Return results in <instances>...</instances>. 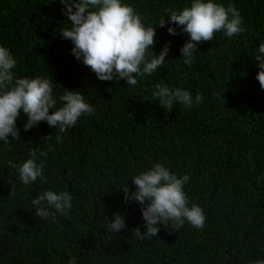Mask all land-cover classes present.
Masks as SVG:
<instances>
[{
  "label": "trees",
  "instance_id": "16d2710c",
  "mask_svg": "<svg viewBox=\"0 0 264 264\" xmlns=\"http://www.w3.org/2000/svg\"><path fill=\"white\" fill-rule=\"evenodd\" d=\"M122 2L135 8L146 27L166 19L165 27L156 26L152 56L170 42L164 66L138 77L134 87L124 80L100 81L76 60L72 42L60 37L71 25L59 0H0V46L16 59L15 75L53 78L57 98L67 89L78 91L95 108V115L80 117L64 133L46 122L25 131L21 110L20 138L0 141V264H69L72 258L76 264L264 260V89L253 62L264 42V0H213L235 6L245 31L233 37L217 32L212 41L199 43L191 66L180 53L189 37L180 28L178 35L168 33L175 25L165 11H181L191 0ZM156 84L183 88L193 99L202 94L204 101L164 109L152 99ZM33 149L46 182L24 185L9 165L21 166ZM157 163L178 177L190 176L184 191L189 206L204 211L202 229L185 222L177 231L158 225L150 240L133 235L135 228L146 231L142 206L126 202L122 187L127 185L130 196L136 191L132 178ZM47 190L71 194L68 215L46 220L35 215L31 202ZM115 213L124 215L126 227L119 233L109 227Z\"/></svg>",
  "mask_w": 264,
  "mask_h": 264
},
{
  "label": "clouds",
  "instance_id": "9594fccd",
  "mask_svg": "<svg viewBox=\"0 0 264 264\" xmlns=\"http://www.w3.org/2000/svg\"><path fill=\"white\" fill-rule=\"evenodd\" d=\"M64 6L63 13L68 18L71 27L64 28L60 33L61 39L72 42V54L77 61L89 67L100 81H126L129 86H136L138 77L155 73L158 67L164 66L170 49V42L159 54L152 56L155 44L156 26L165 27L166 19L161 18L158 25L145 26L143 17L135 8L122 0H59ZM168 23L175 27H168L171 35H178L176 29L187 34L189 39L180 48L184 63L191 66L194 52L201 42L212 41L215 33L223 32L227 37L239 35L245 31L243 17L233 5L225 7L214 3L213 0H191L190 7L181 11L166 9ZM151 50V51H150ZM264 42L260 43L254 63H257L256 79L261 89H264ZM151 57V58H150ZM17 61L11 51L0 46V141L5 144L20 138L17 119L21 110L27 117L23 124L25 131L41 122L58 133H64L74 127L80 117L95 115V108L87 103L84 95L78 91L66 90L57 98L53 94V78H18L14 69ZM152 99L164 109L171 110L174 104H181L186 108L203 103L202 94L193 99L191 92L183 88H170L161 84L155 85ZM59 105V106H58ZM51 110V112H50ZM11 137V139H9ZM51 135L44 139H50ZM57 142H62L58 134ZM37 149L30 151V157L17 167L10 162V167L16 169L19 180L24 185L45 180L43 163H37ZM46 157V153L39 152ZM190 176L178 177L160 163L150 170L144 171L132 178L136 191L129 196L127 185L122 187L126 202L139 203L146 231L141 233L139 228L132 230L139 239H153L160 231L158 225L171 227L177 231L185 222L196 229H202L206 216L203 209L195 203L189 206V198L184 186ZM259 182V178H258ZM15 194L12 186L10 196ZM73 197L69 192L59 193L47 190L32 200L33 209L37 217L46 220L56 213L68 215L72 209ZM49 208L54 209L50 212ZM112 233H119L125 225L124 215L114 214L109 225ZM69 264H76L75 258ZM254 264H264V260H256Z\"/></svg>",
  "mask_w": 264,
  "mask_h": 264
}]
</instances>
